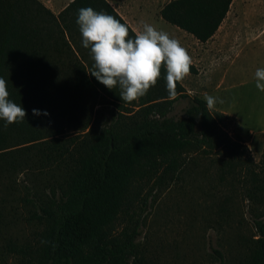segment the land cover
Returning <instances> with one entry per match:
<instances>
[{"label": "trees", "instance_id": "1", "mask_svg": "<svg viewBox=\"0 0 264 264\" xmlns=\"http://www.w3.org/2000/svg\"><path fill=\"white\" fill-rule=\"evenodd\" d=\"M232 2L170 0L160 14L207 42ZM88 7L114 16L135 37L108 0H72L59 13L41 0H0V78L27 113L7 127L0 119V185L14 190V178L31 172L48 188L24 185L18 200L43 229L34 246L12 249L30 255L31 264H140L139 219L118 234L114 224L139 179L179 173L193 153H222L223 180L246 170L248 194L264 208V154L251 165L247 147L221 126L224 113L196 96L183 116H170L177 99L189 95L181 82L169 95L163 67L157 84L131 103L90 74L94 61L77 23L78 10ZM190 73H198L194 63ZM255 226L248 254L235 264H264V218ZM214 252L228 264L223 251Z\"/></svg>", "mask_w": 264, "mask_h": 264}, {"label": "rangeland", "instance_id": "2", "mask_svg": "<svg viewBox=\"0 0 264 264\" xmlns=\"http://www.w3.org/2000/svg\"><path fill=\"white\" fill-rule=\"evenodd\" d=\"M59 13L72 0H41ZM136 32L150 24L177 39L198 68L182 81L188 97H180L169 115L179 118L193 97L217 98L212 109L224 113L221 126L247 147L254 166L264 154V92L255 73L264 68V0H233L216 34L201 42L161 17L170 0H108ZM219 101H222L219 102ZM222 153L192 154L184 169L165 176L139 179L115 224V233L140 221L137 243L140 264H219L214 249L235 264L248 254L256 234L255 219L264 208L248 194L250 175L220 178ZM254 163V164H253ZM258 165V164H257ZM14 190L0 185V264H31L30 255L14 246L37 244L42 224L18 199L24 185L48 190L33 173L17 175Z\"/></svg>", "mask_w": 264, "mask_h": 264}, {"label": "clouds", "instance_id": "3", "mask_svg": "<svg viewBox=\"0 0 264 264\" xmlns=\"http://www.w3.org/2000/svg\"><path fill=\"white\" fill-rule=\"evenodd\" d=\"M77 23L82 46L90 48L94 61L90 74L110 90L118 87L125 103L144 97L157 84L162 67L166 69L167 90L172 97L177 94V82L190 73L192 58L187 50L177 39L150 24H144L143 30L131 37L126 24L91 7L78 10ZM255 77L257 89L264 92V68H258ZM9 96L7 82L0 78V119L6 121L5 127L24 121L27 115ZM205 100L209 110L218 102L210 95ZM33 114L41 112L33 109Z\"/></svg>", "mask_w": 264, "mask_h": 264}, {"label": "crops", "instance_id": "4", "mask_svg": "<svg viewBox=\"0 0 264 264\" xmlns=\"http://www.w3.org/2000/svg\"><path fill=\"white\" fill-rule=\"evenodd\" d=\"M130 24V23H129ZM132 27V26H131ZM133 28V27H132Z\"/></svg>", "mask_w": 264, "mask_h": 264}]
</instances>
